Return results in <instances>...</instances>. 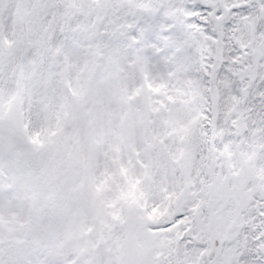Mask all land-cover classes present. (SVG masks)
I'll list each match as a JSON object with an SVG mask.
<instances>
[{
  "label": "snow or ice",
  "instance_id": "1",
  "mask_svg": "<svg viewBox=\"0 0 264 264\" xmlns=\"http://www.w3.org/2000/svg\"><path fill=\"white\" fill-rule=\"evenodd\" d=\"M0 264H264V0H0Z\"/></svg>",
  "mask_w": 264,
  "mask_h": 264
}]
</instances>
